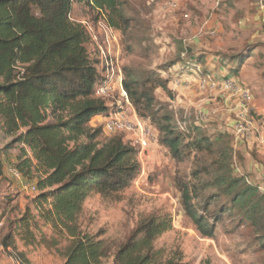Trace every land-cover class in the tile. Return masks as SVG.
<instances>
[{"label":"rangeland","instance_id":"374dc122","mask_svg":"<svg viewBox=\"0 0 264 264\" xmlns=\"http://www.w3.org/2000/svg\"><path fill=\"white\" fill-rule=\"evenodd\" d=\"M122 2L129 19L122 29L111 27L106 13L95 11L86 0L75 2L72 17L91 33L90 50L100 59L99 71L105 79V91L98 96L105 99L109 113L124 111L131 119L145 121L155 131L156 140L143 152L135 146L141 170L128 189L110 196L95 193L85 200L81 228L109 241L111 255L105 264L114 263L119 246L150 217L172 224L154 241L162 260L264 264V222L246 223L240 214L220 212L226 197L205 212L204 198L214 189L202 191L193 201L199 213L215 223L214 235L204 236L197 228L181 204L179 190L183 182L200 184L192 177L196 152L174 159L160 131L149 117L139 115L123 86L128 70L165 79L170 91L155 89V106L183 132L184 142L194 141L199 131L212 139L230 137L234 172L264 188L257 170L261 164L264 169V0ZM203 78L218 85L202 88ZM225 80L232 89L222 86ZM237 87L253 95L254 126L249 138H237L234 132L241 101ZM108 114L95 117L91 126L104 130ZM113 135L103 131V137ZM124 135L133 145L129 133ZM17 138L0 129V264H16V255L28 264H66L69 242L43 212L52 206L49 202L38 208L36 203L40 195L37 174L31 178L16 168L25 147ZM218 215L221 218L216 221Z\"/></svg>","mask_w":264,"mask_h":264},{"label":"trees","instance_id":"16d2710c","mask_svg":"<svg viewBox=\"0 0 264 264\" xmlns=\"http://www.w3.org/2000/svg\"><path fill=\"white\" fill-rule=\"evenodd\" d=\"M77 1L83 0H0V129L18 135L16 141L25 146L16 168L31 178L37 174L36 203L38 208L49 202L52 206L43 212L69 242L66 264H105L111 255L109 241L85 232L79 223L84 202L95 193L125 191L141 166L137 148L124 133L103 137L102 127L91 126L95 117L109 113V107L97 93L105 79L100 59L90 50L91 33L72 17ZM86 1L106 13L111 27L127 25L122 0ZM136 74L126 71L123 86L139 115L152 120L174 159L196 152L192 177L200 184L183 182L179 190L185 212L202 234L213 236L216 228L193 203L207 189L214 190L204 198L205 212L226 197L220 212L240 214L246 223L264 222V188L234 172L230 137L212 139L199 131L194 141L184 142L183 132L155 106L153 92L159 87L168 90L166 80ZM171 227L165 218L141 221L119 246L113 264H183L162 260L154 248L155 239Z\"/></svg>","mask_w":264,"mask_h":264},{"label":"built area","instance_id":"2783aa9c","mask_svg":"<svg viewBox=\"0 0 264 264\" xmlns=\"http://www.w3.org/2000/svg\"><path fill=\"white\" fill-rule=\"evenodd\" d=\"M262 8H264V3L261 4ZM212 34L216 33V31H211ZM222 86L226 89H232V84L228 81H223ZM218 84L215 81H211L207 78H203L201 80L202 88L205 87H216ZM105 88L101 87L98 90V94L104 92ZM236 91L241 96L240 108L239 112L236 114L237 120L235 122L234 132L237 138H249L253 135L252 128L254 123L251 119L252 107L251 103L253 100V95L249 89L244 88H236ZM125 95H127L125 91ZM104 130L109 133H129L131 142L134 146L140 147L143 152L146 150L153 141L156 140L155 131L152 129V126L148 125L145 121L140 119H131L124 111L109 113L106 116ZM16 264H28L20 257L16 255L15 257Z\"/></svg>","mask_w":264,"mask_h":264},{"label":"crops","instance_id":"0c3cea01","mask_svg":"<svg viewBox=\"0 0 264 264\" xmlns=\"http://www.w3.org/2000/svg\"><path fill=\"white\" fill-rule=\"evenodd\" d=\"M261 165L259 166L260 168H257V170L259 171L258 175L260 176L261 180H264V169H261L262 168Z\"/></svg>","mask_w":264,"mask_h":264}]
</instances>
